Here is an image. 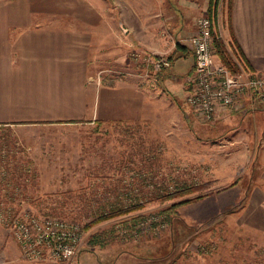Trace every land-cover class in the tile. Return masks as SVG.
<instances>
[{
	"label": "rangeland",
	"instance_id": "rangeland-1",
	"mask_svg": "<svg viewBox=\"0 0 264 264\" xmlns=\"http://www.w3.org/2000/svg\"><path fill=\"white\" fill-rule=\"evenodd\" d=\"M221 1L224 7L227 0ZM106 5L128 13L132 4ZM111 22L117 40V19ZM161 37L158 45L165 43ZM225 45L235 54L234 44ZM134 48L126 59L118 57L116 44L108 62L101 52L95 58L103 83H126V92L135 91L124 117L30 125L23 132L0 127V173L1 163L10 165L11 185L19 190L3 206L6 211L0 209V264H212L213 254L225 246L217 240V217L227 219L245 202L253 177L261 180L256 165L264 152V108L245 95L244 109L239 102L233 110L256 122V143L247 146L249 130L217 132L211 128L217 119L205 122L188 109L187 80H164L173 64L157 71L144 58L153 54ZM217 61L223 63L218 54ZM4 188L0 182V191ZM21 209L77 222L82 232L77 254L60 261L24 258L9 226ZM183 216L201 222L209 235L190 243L197 237ZM169 228L174 232L167 233ZM255 252L238 264H263L264 247Z\"/></svg>",
	"mask_w": 264,
	"mask_h": 264
},
{
	"label": "crops",
	"instance_id": "crops-1",
	"mask_svg": "<svg viewBox=\"0 0 264 264\" xmlns=\"http://www.w3.org/2000/svg\"><path fill=\"white\" fill-rule=\"evenodd\" d=\"M118 2L132 4L128 5L130 12L120 7L115 11L106 5ZM209 3L210 0H0V127L23 132L30 125L97 117L105 121L127 115L128 107L134 105L135 91L128 86L131 93L126 92V83L122 87L103 83L100 71L95 69L97 54L101 52L108 62L115 44L122 59L133 47L154 56L172 54L173 65L168 67L165 82L187 80L195 57L186 39L196 32L197 18L209 14ZM225 4L216 16L211 15L215 36L229 49L234 44L241 52L242 55L231 54L238 66L244 64L254 72H264V0H232L230 9ZM112 19H117V40L112 39ZM159 34L164 36L163 45L156 43ZM233 110L217 118L211 128L217 132L249 130L247 146L254 145L252 128L256 122ZM258 158L261 180L253 177L245 202L238 203L227 219L217 217V240L225 246L218 255L213 254L212 264H238L264 247V152ZM238 182L239 179L235 184ZM190 218H183L191 227L189 233L197 237L190 243L209 235L207 231L202 233L205 226L201 222ZM214 223L208 225L214 228ZM171 228L167 233L174 232Z\"/></svg>",
	"mask_w": 264,
	"mask_h": 264
},
{
	"label": "built area",
	"instance_id": "built-area-1",
	"mask_svg": "<svg viewBox=\"0 0 264 264\" xmlns=\"http://www.w3.org/2000/svg\"><path fill=\"white\" fill-rule=\"evenodd\" d=\"M196 25V32L186 39L195 57V66L188 75V87L184 95L188 109L209 122L228 110L237 109L235 107L239 102L242 106V97L245 95L264 107V72H254L246 65L233 71L226 64L217 61L213 51L212 17L203 14L197 18ZM144 58L155 70L172 64L167 55ZM9 167L10 165L1 163L0 182L5 188L4 192L0 191V209L4 211L6 209L3 206L15 199L11 196L19 193L11 185L13 176ZM26 177L27 174L21 178ZM20 212L10 219L9 226L24 258L32 261H60L69 260L77 254L82 239L81 227L77 222L52 215L35 216L23 209Z\"/></svg>",
	"mask_w": 264,
	"mask_h": 264
},
{
	"label": "trees",
	"instance_id": "trees-1",
	"mask_svg": "<svg viewBox=\"0 0 264 264\" xmlns=\"http://www.w3.org/2000/svg\"><path fill=\"white\" fill-rule=\"evenodd\" d=\"M231 1L232 0H227V5H229V7H228L229 9L231 6ZM222 5H223V3H222V1L220 2V0H210L209 9H208L210 16L211 15L216 16L218 10L220 9V7ZM213 34H214V36L216 35V33H214V32H213ZM214 43H215L217 54L222 59L223 63H225L227 66L231 67L233 71L238 70V66L234 62L232 55L229 54L224 41L220 37L215 36L214 37ZM235 52H239V54H241V52L238 51L237 49H235ZM168 57L171 59V61H173L174 55L171 54ZM179 203L180 202H177L176 204H174V206L179 205ZM136 207H139V205L133 206L132 208H129V209H134ZM140 216L141 215H137V217H140Z\"/></svg>",
	"mask_w": 264,
	"mask_h": 264
}]
</instances>
